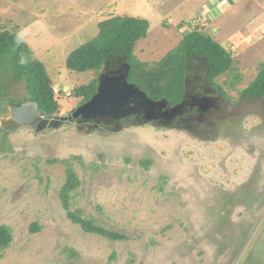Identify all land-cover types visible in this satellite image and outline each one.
Masks as SVG:
<instances>
[{
	"label": "rangeland",
	"instance_id": "1",
	"mask_svg": "<svg viewBox=\"0 0 264 264\" xmlns=\"http://www.w3.org/2000/svg\"><path fill=\"white\" fill-rule=\"evenodd\" d=\"M145 1L0 0V33L19 37L52 88L71 93L54 96L59 116L82 106L75 91L102 71H70L68 56L114 17L152 15L133 50L140 64L183 55L190 46L180 43L192 32L233 61L214 80L223 94L214 136L197 138L181 125L158 127L144 118L119 130L80 131L71 123L38 133L33 126L0 129L7 132L0 133V226L11 234L0 264H264V97L243 98L264 71V0ZM256 16L262 20L250 33ZM193 56L189 62L199 59ZM10 75L0 78V127L10 116L8 99L31 98ZM141 88L163 92L145 82ZM69 171L78 184L68 211L122 239L84 232L67 218L60 193Z\"/></svg>",
	"mask_w": 264,
	"mask_h": 264
},
{
	"label": "trees",
	"instance_id": "2",
	"mask_svg": "<svg viewBox=\"0 0 264 264\" xmlns=\"http://www.w3.org/2000/svg\"><path fill=\"white\" fill-rule=\"evenodd\" d=\"M99 27L98 35L90 43L81 46L68 56L66 68L77 73L99 72L103 69V66L117 65L116 63L123 65L127 62L129 75H134L133 78H128L131 81L129 82L136 85L141 92L153 101L166 100L170 105L180 102L186 72L185 64L191 61V58L194 57L193 55L204 60L207 65L209 64V78L226 73L233 63L230 54L222 46L215 41L206 39L201 34L200 36L196 32H192L189 34L190 41L184 37L180 43L179 47L190 46V49H185L186 52L183 55L174 56L170 53L161 63H155L152 66L146 63L140 64L133 59V50L139 40L147 37L149 28L147 20L128 16L114 17L101 22ZM196 49L202 50L195 52ZM11 73L13 74V80L24 82L26 92L40 109L47 114L58 113L59 106L53 97L52 84L44 65L30 56L29 46L23 43L19 37L7 32L0 33V78H4L7 75L10 77ZM143 82L149 89L157 87L163 92H158L155 95L149 93L141 88ZM97 87L98 80L75 91V97L81 99L80 103L84 104L97 93ZM164 95H169V97ZM244 95L246 96L244 97ZM263 97L264 71L243 93V98H248L250 101L259 100ZM0 101L2 103L5 99L3 98ZM8 102L13 103L14 100L8 99ZM0 133L3 136L7 134V132H2L1 130ZM149 164L150 162L143 161L145 169L148 168ZM76 184L78 182L74 174L69 171L68 180L60 193L63 206L67 210V218L71 222L80 225L84 232L96 234L112 241L122 239V236L106 232L85 219H81L77 214L68 211V196ZM32 229L36 232L38 227L34 225ZM10 242L11 234L9 228L3 225L0 226V250L8 247ZM76 255L77 253L71 250V256Z\"/></svg>",
	"mask_w": 264,
	"mask_h": 264
},
{
	"label": "flooded vegetation",
	"instance_id": "3",
	"mask_svg": "<svg viewBox=\"0 0 264 264\" xmlns=\"http://www.w3.org/2000/svg\"><path fill=\"white\" fill-rule=\"evenodd\" d=\"M116 64L104 67L97 78L96 92L100 91L104 103L76 118H73L74 109H71L65 116L70 119L63 123L74 124L80 131L104 129L108 126H114L113 128L119 130L129 122L136 123L137 120L144 118L158 127L181 125L186 133L197 138L215 135V129L222 124L219 97H223V94L214 83L217 77L210 80V68L202 59L185 64L183 91L177 105H170L166 100L149 99L129 82L127 62L123 65ZM26 103L33 104V100L29 98L20 104L11 103L10 108L21 107Z\"/></svg>",
	"mask_w": 264,
	"mask_h": 264
},
{
	"label": "water",
	"instance_id": "4",
	"mask_svg": "<svg viewBox=\"0 0 264 264\" xmlns=\"http://www.w3.org/2000/svg\"><path fill=\"white\" fill-rule=\"evenodd\" d=\"M127 80V79H125ZM100 89V88H99ZM98 91L87 103L74 110L73 118L85 115L88 110H94L101 106L104 101ZM10 118L1 121L0 129L12 130L13 127H34L35 131L41 132L48 129H57L63 122H68L66 117L57 115H47L42 110L38 109L36 103H26L21 107L13 106L10 108Z\"/></svg>",
	"mask_w": 264,
	"mask_h": 264
},
{
	"label": "crops",
	"instance_id": "5",
	"mask_svg": "<svg viewBox=\"0 0 264 264\" xmlns=\"http://www.w3.org/2000/svg\"><path fill=\"white\" fill-rule=\"evenodd\" d=\"M142 1H143V0H142ZM216 1H217L218 4H220V0H216ZM149 2L151 3V0L145 1L144 3H145V4H150ZM257 4H258V3H255V2H254V6H255V7H257ZM248 9H249V8H248ZM150 16H152V15H151V14H148L147 16H141V17H139V16H133V17L142 18V19H145V20L149 21V19H151ZM209 17H210V18H213V16H211V15H209ZM235 17H236V16H235ZM235 17H234V18H235ZM261 20H262V16H259V17L256 16V18H254V19L252 20L253 24L256 23V24H255V26H256L255 28H256V29H255V31H253L254 28L251 27V28H250V30H251L250 33H255V32H256V30L259 28V23L261 22ZM220 22H222V21H220ZM229 24H230V23H228V24L225 26L226 31H227L228 28H229ZM229 30H230V28H229ZM235 36H236V35H235ZM246 36H247V35H246Z\"/></svg>",
	"mask_w": 264,
	"mask_h": 264
},
{
	"label": "clouds",
	"instance_id": "6",
	"mask_svg": "<svg viewBox=\"0 0 264 264\" xmlns=\"http://www.w3.org/2000/svg\"><path fill=\"white\" fill-rule=\"evenodd\" d=\"M132 84V83H131ZM134 85V84H133ZM136 86V85H135ZM137 87V86H136ZM54 89H56L57 90V92H54ZM137 89L140 91V89L137 87ZM246 90V89H245ZM66 92H68L70 95L69 96H66ZM143 93V92H142ZM52 94H53V97L55 96H57V95H60V96H62V97H71L72 95H71V93L69 92V90L66 88V87H62L61 88V90L59 89V88H52ZM55 97H54V99H55ZM59 97V96H58ZM60 98V97H59ZM55 101H56V99H55ZM57 102V101H56ZM33 103H36V102H34L33 101ZM87 103V102H86ZM37 104V103H36ZM85 104V103H84ZM83 105V104H82ZM38 106V105H37ZM13 107V106H12ZM38 109H40L39 107H38ZM40 110H42V109H40ZM10 111V110H9ZM43 111V110H42ZM43 112H45V111H43ZM45 114H47V113H45ZM47 115H56V114H47ZM57 116H59V115H57ZM60 117V116H59ZM61 117H63V116H61ZM2 131V130H1Z\"/></svg>",
	"mask_w": 264,
	"mask_h": 264
},
{
	"label": "built area",
	"instance_id": "7",
	"mask_svg": "<svg viewBox=\"0 0 264 264\" xmlns=\"http://www.w3.org/2000/svg\"><path fill=\"white\" fill-rule=\"evenodd\" d=\"M54 92H57L56 89H54ZM70 94L68 92H66V96H69Z\"/></svg>",
	"mask_w": 264,
	"mask_h": 264
}]
</instances>
